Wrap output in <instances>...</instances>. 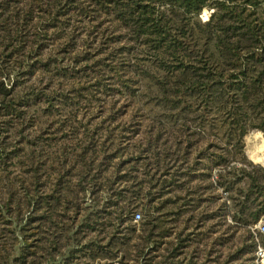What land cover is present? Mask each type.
Instances as JSON below:
<instances>
[{"label": "trees", "instance_id": "obj_1", "mask_svg": "<svg viewBox=\"0 0 264 264\" xmlns=\"http://www.w3.org/2000/svg\"><path fill=\"white\" fill-rule=\"evenodd\" d=\"M252 130L264 0H0V264H153L176 228L164 210L185 218L155 264H198L176 258L218 217L223 243L248 231L223 264H255ZM123 223L138 242L117 241Z\"/></svg>", "mask_w": 264, "mask_h": 264}, {"label": "rangeland", "instance_id": "obj_2", "mask_svg": "<svg viewBox=\"0 0 264 264\" xmlns=\"http://www.w3.org/2000/svg\"><path fill=\"white\" fill-rule=\"evenodd\" d=\"M212 11H213L212 9H205L202 12L201 17L204 20L208 19L209 15ZM129 134H133V132H130ZM245 152H246L247 157L254 164L264 165V159H263L264 158V135L261 131L252 130L245 136ZM252 153H253V155H252ZM121 160H122V157L120 155H117L116 161L120 162ZM220 169L221 168H219V167L212 168L211 175L213 177L218 176V174L221 171ZM219 176H220V174H219ZM197 183H198V181H196V183H193V184H197ZM218 192L222 193V195L224 197L228 196V194H226V191L224 190L223 187L218 186ZM167 196H170V195H165L164 198H168ZM139 207H140L139 202L135 201V202H132L129 209L131 212H133L134 210H140ZM214 208L216 209V207H214ZM162 213H163V221L166 223V221L168 220L167 226H171L173 223L170 220H173L175 223L174 225L176 226L177 229L176 228L174 229L173 235L168 236L166 238L167 243L163 244L161 246L160 250L155 252L156 256H158V257H156V258L152 257L153 260L151 262L153 264H155L158 260L160 261L161 259H163L162 257L164 256V254L168 253L167 251L169 249L171 250L172 248L175 247V243L170 244V242H172L175 239V235L181 230V228L183 226L182 222L185 218L184 216H182V217L179 216V219H177V218L174 219V216L168 215L165 212V210L163 212L161 211V214ZM222 220L223 219H220L218 217L215 219H211L205 225H202V227H195V228H192L191 230L189 229V232L190 231L192 232L193 237L197 241L194 240V241L190 242L189 247L185 248L184 253L182 255H180L179 257H177L176 260H180V258H184L185 262H188L192 258L193 262H196L198 264H203L204 262H206V260L208 258H210V261H213V259L216 258L217 261L215 263H217L219 261L220 264H223L224 261H226V260L228 261L230 256L232 258V255L236 251L237 247L245 246V242H241V240L243 238H245L248 231H247V229H244V228L241 229L240 227L232 226L230 242L223 243V241H222L223 234H225V239H226V233H224L225 232L224 231V224H222L223 223ZM228 220L232 222L231 224L235 223L230 216L227 217V221ZM0 223H2V222L0 221ZM258 223L252 226V231L254 230V232H255L257 230L256 225H258ZM1 225H2V227H1ZM1 225H0V228H2V230H4V229L8 230L3 226V224H1ZM104 227L106 230L105 233L109 232L113 229L108 223H106V225ZM125 227H126L125 223H123L120 226V231L117 232L116 238L120 237L122 239H117V241L118 242H138L136 240V238L127 239L128 232H127V229ZM115 229L116 228H114V231H115ZM105 233L103 232L101 234H98V232L96 231V232H90L88 234L93 236V237L98 236L99 238H101L102 236H107V234H105ZM186 233H187V231H186ZM186 233L184 235H186ZM86 240H88V239H86ZM106 241H107V239H103V242H106ZM257 242H258V244L262 243L259 236L257 237ZM131 244L132 243H130L129 247L127 248V253L134 255L136 251H134V248L131 247ZM208 255H209V257H208ZM151 256H153V255H151ZM247 256H249V255L247 254ZM233 262L234 261H232V263H231V261H230L229 263H226V264H233ZM255 264H256V262H255Z\"/></svg>", "mask_w": 264, "mask_h": 264}, {"label": "built area", "instance_id": "obj_3", "mask_svg": "<svg viewBox=\"0 0 264 264\" xmlns=\"http://www.w3.org/2000/svg\"><path fill=\"white\" fill-rule=\"evenodd\" d=\"M257 228L260 231L264 232V221L259 223L257 225ZM256 264H264V247H262L261 245L258 246V249L256 251Z\"/></svg>", "mask_w": 264, "mask_h": 264}, {"label": "bare ground", "instance_id": "obj_4", "mask_svg": "<svg viewBox=\"0 0 264 264\" xmlns=\"http://www.w3.org/2000/svg\"><path fill=\"white\" fill-rule=\"evenodd\" d=\"M254 153V152H253ZM253 153H252V155H253Z\"/></svg>", "mask_w": 264, "mask_h": 264}]
</instances>
